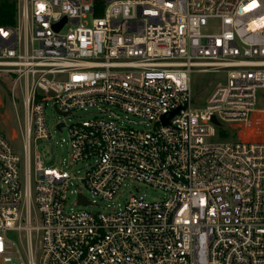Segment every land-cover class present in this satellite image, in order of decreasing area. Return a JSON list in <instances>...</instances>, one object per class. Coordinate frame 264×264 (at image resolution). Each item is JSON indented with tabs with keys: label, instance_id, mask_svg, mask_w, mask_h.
<instances>
[{
	"label": "built area",
	"instance_id": "obj_1",
	"mask_svg": "<svg viewBox=\"0 0 264 264\" xmlns=\"http://www.w3.org/2000/svg\"><path fill=\"white\" fill-rule=\"evenodd\" d=\"M95 10L94 0H21L16 23L0 26V72L14 75L13 101L22 80L23 106L22 160L0 131V258L35 264L34 232L38 264H264V140L238 136L264 88V0H102ZM211 19L218 31L202 33ZM219 71L226 82L194 106L192 73ZM48 101L63 116L97 108L68 125L70 160L85 163L76 204L112 199L126 179L165 196L65 210L67 164L46 167L30 150L32 135L51 138ZM223 123L235 139L217 135ZM9 230L25 232L26 260Z\"/></svg>",
	"mask_w": 264,
	"mask_h": 264
},
{
	"label": "rangeland",
	"instance_id": "obj_2",
	"mask_svg": "<svg viewBox=\"0 0 264 264\" xmlns=\"http://www.w3.org/2000/svg\"><path fill=\"white\" fill-rule=\"evenodd\" d=\"M21 0H16L17 7ZM18 12V11H17ZM94 14H87L84 21L87 24H91V19ZM20 27V35L22 34ZM218 31V22L215 19L208 20L207 24L201 28L202 33H215ZM14 75L0 72V131H2L15 151L18 153L21 160L23 159V106H22V80L15 87V99L11 98L9 88L13 81ZM226 82V73L224 71L219 72H194L192 73V104L194 106H203L206 98L209 95L211 89L215 86ZM96 107H90L87 109H75L73 114L63 116L54 109L50 101L47 102L44 109L45 121L51 138L38 137L34 138L32 135L30 140L31 154L35 151L39 154V158L43 165L46 167L63 166L67 164V170L71 173L73 178L70 180V185L67 190V199L65 201V210H77V209H94L96 211H106L107 205L115 208L118 204L125 202L131 195H140L147 200L159 199L165 196V192L152 185L145 184L139 181L124 180L120 185L112 199H97L94 205L82 206L76 204V191L81 188L82 180L81 176L84 173L85 163L84 161H71L69 157V136L68 125L74 121V119H88L97 115L95 113ZM256 111L252 114L251 124L248 127H239L238 136L243 138H252L256 140H264V115L259 110H264V88H258L256 91ZM124 114V113H122ZM128 117L134 120L135 123L130 125L135 127H141L143 129L149 128L148 124L142 122L138 116L128 114ZM63 121L65 126L60 130L56 123ZM237 123H234V125ZM240 124V123H239ZM242 125V124H241ZM248 128V130H247ZM217 134L219 137L228 136L227 139H235L237 133L231 127V123H223L217 127ZM250 134V135H249ZM222 138V139H223ZM211 140H219L214 137ZM63 163V164H62ZM86 195L91 199L88 192ZM35 223L34 217L32 220ZM23 223V219H22ZM7 236L17 243L21 256L24 260L27 259L26 251V234L22 230L20 232L9 230L6 232ZM32 244L34 247V262L38 264V256L40 251V242L36 238L35 233H32ZM0 264H19V259L14 257L12 261L4 262L0 258Z\"/></svg>",
	"mask_w": 264,
	"mask_h": 264
},
{
	"label": "trees",
	"instance_id": "obj_3",
	"mask_svg": "<svg viewBox=\"0 0 264 264\" xmlns=\"http://www.w3.org/2000/svg\"><path fill=\"white\" fill-rule=\"evenodd\" d=\"M96 10L94 14L99 15L102 12V0H94ZM16 0H0V26H11L16 23L17 18Z\"/></svg>",
	"mask_w": 264,
	"mask_h": 264
},
{
	"label": "water",
	"instance_id": "obj_4",
	"mask_svg": "<svg viewBox=\"0 0 264 264\" xmlns=\"http://www.w3.org/2000/svg\"><path fill=\"white\" fill-rule=\"evenodd\" d=\"M64 21H65V18H63V19H61V21L55 23L54 26H53L54 29H55V30L60 29V27L63 25ZM172 113H173V112H172ZM172 113H171V114H172ZM212 120H213V122H214L215 124H217V125L220 124V123L218 122V120H216V118L213 117ZM164 121H166V120H164ZM61 125H62V123H59V124H57V127L60 128ZM79 202L84 203V202H85L84 197H82V196L79 195Z\"/></svg>",
	"mask_w": 264,
	"mask_h": 264
}]
</instances>
